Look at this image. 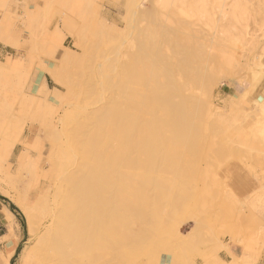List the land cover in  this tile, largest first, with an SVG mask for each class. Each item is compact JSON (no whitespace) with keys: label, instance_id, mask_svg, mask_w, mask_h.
Here are the masks:
<instances>
[{"label":"rangeland","instance_id":"1","mask_svg":"<svg viewBox=\"0 0 264 264\" xmlns=\"http://www.w3.org/2000/svg\"><path fill=\"white\" fill-rule=\"evenodd\" d=\"M94 1L97 14L84 0H0V37L15 42L11 46L0 40V125L5 127L7 121L21 125L13 136V152L1 159L0 202L13 213L12 227L20 230L21 249L29 239L37 242V249L41 246L49 217L47 209L38 206V193L49 181L48 170L55 171L52 164L61 143L66 145L74 127L85 124L86 114L98 106L101 95L108 94L109 88L103 90L98 83V69L126 52V58L138 54L141 40L156 48L162 56L158 60L167 64L173 59L170 52L163 58L166 42L185 35L179 25L188 17L177 6L160 12L151 0ZM245 3L241 32L237 23L227 36L218 31L219 19L213 23L218 18L215 1L209 5L211 24H205V18L195 26L188 24L197 31L190 29L193 36H186L194 41L197 35L198 42L209 46L207 55L176 76L188 82L187 92L203 99L200 138L188 156L193 167L190 180H195L192 200L168 221L165 208L160 210L162 232L145 240L139 254L120 259L116 249L103 247L92 264H172L168 248L178 242L194 248L187 249L177 264H253L261 254V240L253 243L252 237L264 232V135L259 128L264 124V0ZM157 50L145 54L153 57ZM7 55L15 61H8ZM205 68L211 74L198 83L189 80ZM48 191L51 198L54 190ZM16 200L30 212L31 232ZM137 219L126 228L129 236L134 227L148 224L139 219L137 224ZM7 228L12 234L8 223ZM228 244L240 247L242 253H231L225 263L217 253ZM34 259L29 264H62L49 250Z\"/></svg>","mask_w":264,"mask_h":264},{"label":"bare ground","instance_id":"2","mask_svg":"<svg viewBox=\"0 0 264 264\" xmlns=\"http://www.w3.org/2000/svg\"><path fill=\"white\" fill-rule=\"evenodd\" d=\"M85 1L97 14L95 1ZM151 1L152 7L160 12L173 5L187 14L188 20L179 25L185 30V35L179 38L177 34V37L166 39L163 58L166 59L170 52L173 60L167 64L160 62L158 58L162 56L158 50L141 40V46L137 45L140 48L138 54L126 58V52L122 55L125 59L118 56L114 61H108L109 64L99 65L103 68L101 71L98 69L99 75L97 66L98 83L103 90L109 88L108 94L101 95L98 106L89 114L85 113L87 122L74 127L66 145L61 143L52 164L55 171L48 170L49 181L45 190L38 193V206L41 210L47 209L49 217L44 225L41 246L37 249V242L35 244L29 239L20 250L16 264L32 263L36 254L44 250L52 251L62 264H92L99 248L103 247L116 249L118 258L127 260L143 251L145 240L162 232L161 226L158 227L162 220L160 210L165 208L163 215L168 221L175 217L177 208L187 207L186 204L192 200L194 193L190 191L195 180H190L193 167L188 156L200 138L198 129L202 121L203 99L191 90L187 92L188 82H182L176 76L181 77L186 66L207 55L209 46L199 43L197 35L194 36L196 41L186 36L191 34L190 29L197 31L188 24L195 26L204 22V18L205 24H211L214 18H210L208 13L209 5L215 1L213 11L218 13V18L213 23L216 25L219 19L218 31L227 36L226 33L230 34V30L238 27L241 32L246 3L245 0ZM232 27L236 29L232 30ZM5 37L2 35L0 40L15 46L13 39ZM156 50L155 56L146 55ZM6 59L15 61L10 55ZM211 71L201 69L198 77L190 76L189 80L198 83ZM5 123V127L2 123L3 131L0 133V163L13 152L14 133L21 130L17 123ZM259 128L264 135V124ZM49 187L54 190L51 198ZM17 204L22 206L31 232L30 212L21 201ZM134 217L140 223L148 224L144 227L140 224L143 228L134 227L133 236H129L126 228L132 225L129 223ZM8 218L11 231V213ZM194 234L193 231L189 236ZM191 248L194 247L185 242L169 247L168 253L173 255L172 264L182 263L185 251Z\"/></svg>","mask_w":264,"mask_h":264},{"label":"crops","instance_id":"3","mask_svg":"<svg viewBox=\"0 0 264 264\" xmlns=\"http://www.w3.org/2000/svg\"><path fill=\"white\" fill-rule=\"evenodd\" d=\"M10 213L12 217L13 213L10 207L4 204L3 202H0V264H16L20 250H21L20 244L22 242V236L20 235L19 228L17 229L15 228V226L13 227V232H12L13 236L8 231V228H7V223L10 220V218H8V215H10ZM8 233L11 235H7ZM7 239H8V242H7ZM252 239H253V243H255V240L256 241L261 240V243L263 245L261 254L259 255V257H257V259L255 260V263L253 264H264V232L262 236L255 235V237H252ZM227 246H228L227 248L222 249L217 253L218 258L225 263H227V261H230L232 257L231 253L236 254V255H241L242 253V250L240 249V247L236 245L228 244ZM257 255L258 254H256V256ZM253 261H254V258H253Z\"/></svg>","mask_w":264,"mask_h":264}]
</instances>
